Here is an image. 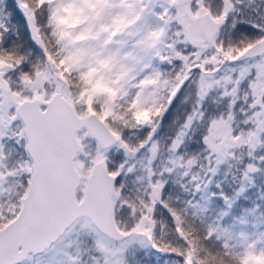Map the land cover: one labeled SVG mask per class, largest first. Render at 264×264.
Here are the masks:
<instances>
[{
    "label": "snow or ice",
    "instance_id": "1",
    "mask_svg": "<svg viewBox=\"0 0 264 264\" xmlns=\"http://www.w3.org/2000/svg\"><path fill=\"white\" fill-rule=\"evenodd\" d=\"M0 264H264V0H0Z\"/></svg>",
    "mask_w": 264,
    "mask_h": 264
},
{
    "label": "rangeland",
    "instance_id": "2",
    "mask_svg": "<svg viewBox=\"0 0 264 264\" xmlns=\"http://www.w3.org/2000/svg\"><path fill=\"white\" fill-rule=\"evenodd\" d=\"M8 4L12 3V0H7ZM12 23L14 26H19L21 29V32L23 33L24 31V20L19 14H15L12 19ZM167 129V124L165 125V131Z\"/></svg>",
    "mask_w": 264,
    "mask_h": 264
},
{
    "label": "trees",
    "instance_id": "3",
    "mask_svg": "<svg viewBox=\"0 0 264 264\" xmlns=\"http://www.w3.org/2000/svg\"><path fill=\"white\" fill-rule=\"evenodd\" d=\"M166 131H167V129H166Z\"/></svg>",
    "mask_w": 264,
    "mask_h": 264
}]
</instances>
